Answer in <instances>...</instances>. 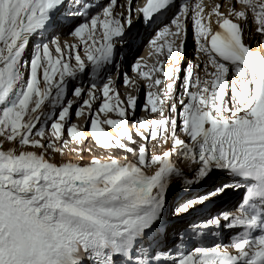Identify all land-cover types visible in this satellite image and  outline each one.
Listing matches in <instances>:
<instances>
[{
  "label": "snow or ice",
  "instance_id": "1",
  "mask_svg": "<svg viewBox=\"0 0 264 264\" xmlns=\"http://www.w3.org/2000/svg\"><path fill=\"white\" fill-rule=\"evenodd\" d=\"M134 21L156 25L154 63L132 64L142 105L137 80L122 73L136 87L122 94L112 75ZM189 32L206 63L185 64ZM256 36L264 0H0V264H264ZM138 106L158 118H138ZM86 131L107 157L55 159L65 132L79 144ZM150 140L169 147L150 154ZM173 187L179 225L165 218ZM241 188L235 212L201 211Z\"/></svg>",
  "mask_w": 264,
  "mask_h": 264
},
{
  "label": "bare ground",
  "instance_id": "2",
  "mask_svg": "<svg viewBox=\"0 0 264 264\" xmlns=\"http://www.w3.org/2000/svg\"><path fill=\"white\" fill-rule=\"evenodd\" d=\"M208 1L212 2V0H208ZM220 1H217V2H220ZM118 4H121V3L118 1ZM116 11L119 12L120 11V7H117ZM55 36H59V38H60V40L62 42L64 40H68L70 43H74L75 42L69 35H67V33L64 34V32H62L61 29L58 30V34H55ZM255 41H259V42L264 43V37L256 36ZM246 42H248L251 45L252 50H257V48L260 46V45H258L257 42H254L252 40H248ZM150 53H152V48L150 46V41L149 40L143 41L141 43V45H140V52L138 54L139 58H143V62L144 63L152 64V63H154V61L156 59V56L154 54L150 55ZM198 60H200L198 63H201V62H205L206 63V57H204V56H199L196 59V61H198ZM121 72L123 73V67L122 66L119 68V73L121 74ZM200 72H201V76H203V78H204L205 74H204L203 68H201L200 71H198V69H196L195 73L197 75H200ZM128 74L133 79H136L137 83L141 85V91H140L141 94H142V92L144 93V89L147 91V89L145 87H143V85L146 82L141 81L136 75H133L131 71H129ZM112 75H113L114 79H117V85L116 86H117L118 90L122 94H130L131 93V94L134 95V93L136 92V87L135 86H130L129 88H125L123 86V82H122L123 78H122L121 75L119 76V78H117V74L114 72V66L112 68ZM143 101H144V95L142 96L141 104L143 103ZM74 110H75V107H74ZM137 110H136V116H138V111ZM113 117L116 118L114 114H113ZM142 117L146 118V119L158 118L156 115H154V114H152L150 112L149 113H144V115ZM101 118H103V117H101ZM75 122H76V124L78 126H81V127L85 126L84 117H81L79 119L77 118V120ZM106 130H107V128H106ZM107 131H109L110 133L113 132V130H111V128L109 130H107ZM86 135L88 136V139L86 141L82 142V143H79V145L77 143V144H72V145L69 144L70 147L64 146L63 150H64L65 154L63 156L57 154L55 156V159L57 161H59L61 159H71V160H74V161L75 160H81L82 162H86V161H88L91 158L92 155H95V156H98V157H107L110 154V153L105 152L104 150L99 149L98 147H96L95 144H94L93 139L91 138L90 134L87 131H86ZM64 138L68 139L67 136H64ZM157 146L158 147H152L151 148V149H153V151L151 150V154H154V153L159 152V151L167 150V148L169 147L168 145H160V144L157 145ZM7 147H9V145L5 144V148H7ZM133 147H136V145H133ZM89 148H91V150H92L91 153H89L88 151H84L82 153V155H77L76 152L73 151L74 149H84V150H86V149H89ZM149 152H150V149H149ZM114 155H117L119 157H123V156L127 155L128 159H132L133 158L132 154L125 153L122 150L117 151L116 153H114ZM172 194H173L174 198H170V202H169L168 208H170V206H172V204H175L176 202H178L183 197L179 187H173ZM229 195H230V192L228 193L227 196L222 197L220 201L216 202L215 204H213L211 207L207 208L203 212H207L208 210H211V211L215 212V211H218L220 209L221 210H227V211L231 212V210L229 208V205H225V203L227 201H229V199L231 200ZM168 208L166 209V211L168 210ZM168 223L170 224V220H168ZM173 225H177V224H173ZM225 242H227V240H225Z\"/></svg>",
  "mask_w": 264,
  "mask_h": 264
},
{
  "label": "rangeland",
  "instance_id": "3",
  "mask_svg": "<svg viewBox=\"0 0 264 264\" xmlns=\"http://www.w3.org/2000/svg\"><path fill=\"white\" fill-rule=\"evenodd\" d=\"M55 35V34H54ZM190 36H191V32H189V35H188V38H187V42H186V54H185V64L186 63H188V62H192V64H198V62L201 60H198V61H196V59H197V56H196V54H195V44L193 45L192 44V41L190 40ZM195 60V61H194ZM196 62V63H195ZM202 68V67H201ZM201 68H196V69H198V71H200V69ZM196 69H195V71L194 72H196ZM196 74V73H195ZM197 75V74H196ZM202 79H203V76H201V72H200V75H199ZM181 79H183V73L181 74ZM145 92H146V90L144 89V93L142 92V94H141V92H140V98H141V101H142V96L145 94ZM131 94V93H130ZM136 94V92L134 93V95ZM229 95H230V92H229ZM68 98H72L71 96H69ZM143 104V103H142ZM141 104V105H142ZM138 110V118H140V117H142L143 115H144V111H142L141 110V107L139 106L138 108H137ZM45 111H51V108H50V106H48V105H46L45 106ZM167 114V113H166ZM112 118H114V117H112ZM71 122L72 123H76L75 121L77 120V117L75 116V110H74V108H73V114H72V117H71ZM106 128H107V130H109L110 129V127H107V126H105ZM112 130V129H111ZM64 136H67V134H66V132H65V134H64ZM68 140H69V143H68V145H67V147H70V145H72V144H77L76 142H73V141H71L69 138H68ZM70 144V145H69ZM79 145V144H78ZM157 145H159L158 143L156 144V146L155 147H158ZM147 147H148V150L150 149V154H151V150L153 151V149H151L152 147H154V142L153 141H149L148 142V145H147ZM153 153V152H152ZM231 193V192H230ZM183 198V197H182ZM181 200V199H180ZM179 200V201H180ZM178 201V202H179ZM174 202V201H173ZM178 202H176L175 204H172V206H170V208H168V210L166 211V213L168 212V216L171 218V219H169L170 220V224H177V225H179L180 223H182V221L181 220H179L178 218H176L175 216H173L172 215V212L174 211V208H175V206H176V204L178 203ZM213 204H210V205H207L206 206V208L205 209H203V210H201V211H205L207 208H209V207H211ZM213 208V207H212ZM218 211H221V209L220 210H218ZM173 219H175V220H173Z\"/></svg>",
  "mask_w": 264,
  "mask_h": 264
}]
</instances>
